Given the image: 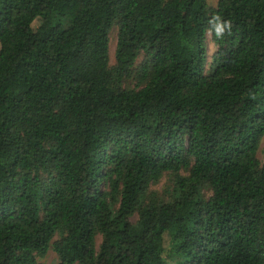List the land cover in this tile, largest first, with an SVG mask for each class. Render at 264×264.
Wrapping results in <instances>:
<instances>
[{"label": "trees", "instance_id": "obj_1", "mask_svg": "<svg viewBox=\"0 0 264 264\" xmlns=\"http://www.w3.org/2000/svg\"><path fill=\"white\" fill-rule=\"evenodd\" d=\"M263 135L264 0H0V264H264Z\"/></svg>", "mask_w": 264, "mask_h": 264}, {"label": "rangeland", "instance_id": "obj_2", "mask_svg": "<svg viewBox=\"0 0 264 264\" xmlns=\"http://www.w3.org/2000/svg\"><path fill=\"white\" fill-rule=\"evenodd\" d=\"M206 1L210 7H214L216 4V0H206ZM115 43H116V27L113 26L108 33V64L109 65L114 64ZM206 45H207V51H208L207 60L209 62L211 54L214 50V44L211 41L210 33L208 31L206 33ZM142 59H143V55L139 54L135 62V65L139 64L142 61ZM132 85H133V81L131 79H128L124 82V86L126 87L130 88ZM256 158L259 162V165H262L264 162V135L259 140L258 148L256 151ZM170 185H171L170 177L167 174H164L159 178V180L156 183L151 184L148 187V191L149 192L151 191L155 197L157 196L161 197L163 196L162 192H165V191L167 192L168 187ZM203 194L204 196H209L210 195L209 189L204 188ZM135 218L136 217L134 215L132 219H135ZM56 239H58V235H55L52 238L51 242H53ZM100 241H101V236L96 235L94 239V244H95L96 249L98 248ZM36 259L38 262L43 263V264H57L59 261L58 255L56 254V252L53 250L51 246L48 248V250L44 254L37 256ZM74 264H88V263L75 262Z\"/></svg>", "mask_w": 264, "mask_h": 264}, {"label": "clouds", "instance_id": "obj_3", "mask_svg": "<svg viewBox=\"0 0 264 264\" xmlns=\"http://www.w3.org/2000/svg\"><path fill=\"white\" fill-rule=\"evenodd\" d=\"M229 27V24L227 21H224L223 26L220 24L219 20H217V23L215 24V29L217 32V35L221 34L224 28Z\"/></svg>", "mask_w": 264, "mask_h": 264}]
</instances>
